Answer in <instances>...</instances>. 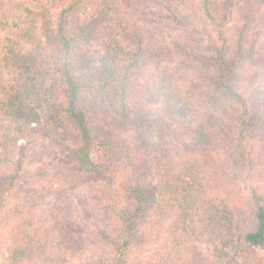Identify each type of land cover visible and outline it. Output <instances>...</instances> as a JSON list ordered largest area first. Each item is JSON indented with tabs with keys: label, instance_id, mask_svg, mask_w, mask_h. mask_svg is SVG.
<instances>
[{
	"label": "trees",
	"instance_id": "16d2710c",
	"mask_svg": "<svg viewBox=\"0 0 264 264\" xmlns=\"http://www.w3.org/2000/svg\"><path fill=\"white\" fill-rule=\"evenodd\" d=\"M30 1L39 3L43 0ZM142 1L155 7L160 6L163 21L172 26L184 27H188V24L182 23V18L189 21L191 19L199 25L202 22H205V25L209 23L220 25L222 13L229 7H234L231 2H236L230 0L229 4V0ZM47 2L50 5L46 6L45 12L34 11L22 0H8L0 7V196L2 193L6 194L9 189H4L5 176L9 175L12 165L18 164L20 157L25 153L23 143L47 135L67 141V147L75 154L85 171L101 173L109 171V166L94 159L97 149L104 147L107 152L109 145L107 141L101 140L88 123V113L81 103L77 75L89 72V83L96 87L101 94L100 98L119 104L127 120L132 115V110L129 109L130 101L140 92L141 79L145 82L139 73L150 66L148 55L146 58L145 54H140L148 44L147 39L142 33L138 34L134 26L130 28L131 22L127 20L132 12L130 1L126 0L123 3L122 0H47ZM59 7L61 10L58 15L54 19L51 18L52 11ZM76 15L91 20L99 16L97 19L100 22L96 26L106 37L110 36L106 31L109 28L121 30L123 38L113 36L109 40H101L98 37L97 41L101 40L100 48L94 49L95 43L89 37L79 36V30L73 22ZM24 19H27L29 26L17 39L3 36L7 30L10 31L14 27H19L20 23H25ZM40 21L42 23L39 24ZM127 23L129 28L126 27ZM193 32L195 38L192 40L188 39L186 42L176 40L172 43L175 53L183 55V50L188 61L192 62V66H189L186 72H194L202 84H208V90L212 92L213 100L216 102L215 108L222 112L226 119L236 118L244 125L245 110L252 107L255 110L256 126L264 134V82L249 86L250 92L255 93L248 99L238 78L239 73L246 69L247 64L260 52L256 53L257 50L252 45L244 52L242 40L232 44L235 40L229 41L224 38L220 46L214 40L206 43L198 36V29ZM27 47L30 49L27 50ZM101 62L102 66H98ZM162 68L161 65L151 69L150 91L165 92L167 106L164 107V112H158V120L153 122L159 125V122L167 119L175 133L182 129L180 130L182 134L190 141H194L193 145L190 142L179 144L185 151L192 148L202 149L203 146L212 147L213 137L209 126L211 120L209 118L207 121L205 116L208 113L201 110L202 112L195 117L194 115L198 113L196 109L191 106L189 110L188 103H182L184 101L182 90L172 73L176 67L171 68V71L166 69L161 71ZM244 75L248 76L247 79L251 77L248 73ZM46 78L47 84L43 83ZM247 83H250L249 80ZM158 97L162 99L160 94ZM62 98H65V101ZM44 109L48 113L43 115L41 111ZM141 115L142 113H136L135 120L138 121ZM231 126L229 123L230 128ZM154 128L156 126L151 127L150 133L165 130ZM198 132L200 138L196 139L195 134ZM184 141L186 140L183 139ZM146 158L142 171L137 169L126 182L128 210L125 213L126 221L122 226V236L116 235L115 223H118V217L114 210L116 207L112 202V195L109 196L111 202L100 201L103 206L101 210L103 227L99 229V235L102 236L103 242L108 243L114 254L109 264H134L131 260L132 250L138 241H142L140 230L143 229L148 209L155 207L156 203L193 209L194 202L190 201L191 199L196 201L192 190L203 179L198 166L191 167L188 161H183L184 165L176 168L173 162L170 165L158 157ZM192 160L191 158L189 162ZM58 191L52 186L49 193L53 195ZM102 191L108 192L101 189L99 199L103 196ZM252 193L256 223L253 230L246 233L234 231V217L221 200L218 207L214 203H203L201 209L204 219L193 225L206 233V245L210 248L211 256L209 264H250L251 261L244 258L246 252L250 253L249 250L254 248L264 250V197L257 192ZM33 221V216L27 219L22 215L17 216L10 224L12 238L9 246L14 253L12 258L11 256L6 258V264L11 259L10 264H39L42 261V248H46L48 242L52 240L47 239L46 245L42 246L38 240L40 234L37 236L36 231L30 230ZM142 236L144 238L145 235ZM86 264L108 263L105 259H100Z\"/></svg>",
	"mask_w": 264,
	"mask_h": 264
},
{
	"label": "rangeland",
	"instance_id": "374dc122",
	"mask_svg": "<svg viewBox=\"0 0 264 264\" xmlns=\"http://www.w3.org/2000/svg\"><path fill=\"white\" fill-rule=\"evenodd\" d=\"M22 1L34 11L45 12L46 6L50 5L47 0L39 3ZM128 1L132 6V12L129 11L131 15L127 18L132 23L130 28L134 26L135 31L142 33L147 39L148 44L140 54H145L146 58L148 55L150 59V66L139 73L146 83L141 79L140 92L130 101L131 118H124L125 112L119 104L120 107L100 98L101 94L96 87L89 83V72L77 75L81 103L88 113V123L101 140L107 141L109 145L106 152L104 147L99 148L97 144L99 149L94 159L104 162L110 169L106 173L85 171L75 154L67 147V141L57 136L47 135L24 142L25 153L18 164L12 165L9 175L5 176L4 189H9L0 196L3 199L0 200V264H6V258L13 256L14 252H11L9 246L12 238L9 227L17 216L22 215L27 219L34 217L30 230L36 231L37 236L40 234L38 240L42 246L46 245L47 239L52 240L46 248H42L43 256L39 264H86L100 259L111 263L113 250L99 235V229L103 227V206L100 201L107 200L109 203V196L112 195L118 217V223H115L116 235L122 236V226L125 225V213L128 210L126 182L137 169L142 171L146 156L158 157L165 164L171 165L173 162L176 168L183 166V161H188L191 167L198 166L203 179L192 190L196 198V201H190L194 202L193 209L160 203L148 209L143 229L140 230L142 241L135 244L131 253L134 264H209L211 256L210 248L206 245V233L193 225L204 219L201 209L203 203H214L218 207L221 200L226 204L234 217V231L237 233H246L255 226L256 208L252 192L264 197V134L256 126L255 110L252 107L245 110L244 125L236 118L226 119L215 108L216 102L212 92L208 90V84H202L194 72H186L192 62L188 61L183 50V55L175 53L172 43L176 40H192L195 38L193 30L198 29V36L206 43L214 40L220 46L224 38L235 40L232 44L242 40L244 52L251 45L255 46L256 53H260L238 76L243 93L250 99L255 92H250L249 86L264 82V2L229 0V4L231 2L235 8L229 7L222 13L220 25H205V22L199 25L191 19L189 21L182 18V23L188 24V27H184L172 26L163 21L160 6L155 7L142 0ZM7 2L8 0H0V7ZM122 2L125 3L126 0ZM60 10V7L53 10L51 18L54 19ZM97 17L94 20L81 15L73 18L79 36L89 37L95 43L94 49L100 48L99 44L103 39L109 40L113 36L123 38L121 30L109 28L106 31L110 36L106 37L96 26L100 22ZM24 20L25 23L7 30L3 36L17 39L29 26L27 19ZM126 27L129 28L128 23ZM98 37L101 39L98 40L99 43ZM100 65L102 66V62L98 66ZM161 65V71H171V68L176 67L172 73L181 87L184 98L182 103L187 102L189 110L191 106L196 109L198 113L194 116L197 117L202 111L208 113L205 116L207 121L209 118L211 120L209 126L213 137L212 147L203 146L202 149L185 151L179 144L190 142L193 145L194 141L185 137L180 131L182 129L175 133L167 119L160 120L159 125L153 122L158 120V112L162 113L167 106L165 92L150 91L151 69ZM244 73L251 77L247 79L248 76ZM248 80L250 83H247ZM43 83L47 84L48 79H44ZM159 94L162 99H159ZM62 100L65 101V98ZM41 113L44 115L48 112L44 109ZM136 113H142L138 121L135 120ZM228 122L232 124L231 128ZM152 126H156L154 130H165L150 133ZM195 136L196 139L200 138V132ZM183 139L186 141L183 142ZM191 158L193 160L189 162ZM52 186L59 190L58 193L50 195ZM101 189L108 192L102 191L103 196L99 199ZM249 251L244 256L245 260L251 261L250 264H264L263 249L254 248Z\"/></svg>",
	"mask_w": 264,
	"mask_h": 264
}]
</instances>
